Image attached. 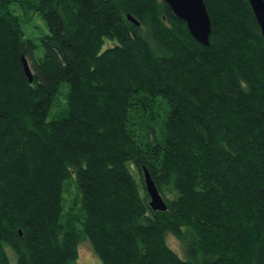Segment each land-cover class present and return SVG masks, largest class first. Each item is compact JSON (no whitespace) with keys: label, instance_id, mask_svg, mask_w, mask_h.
I'll return each mask as SVG.
<instances>
[{"label":"trees","instance_id":"1","mask_svg":"<svg viewBox=\"0 0 264 264\" xmlns=\"http://www.w3.org/2000/svg\"><path fill=\"white\" fill-rule=\"evenodd\" d=\"M204 3L207 44L166 0H0V264H264V36Z\"/></svg>","mask_w":264,"mask_h":264},{"label":"water","instance_id":"2","mask_svg":"<svg viewBox=\"0 0 264 264\" xmlns=\"http://www.w3.org/2000/svg\"><path fill=\"white\" fill-rule=\"evenodd\" d=\"M252 11L255 14V18L259 23L261 33L264 36V0H249ZM171 5L172 9L177 15L185 19L186 25H188L190 33L207 44L209 42V32L211 30V19L208 13L207 5L204 0H166ZM127 17L138 23L134 17L127 14ZM23 70L31 81V73L27 61L22 57ZM142 180L146 194L148 195V205L152 210H164L166 208L165 203L157 190L154 182L152 181L149 172L145 167L142 168Z\"/></svg>","mask_w":264,"mask_h":264},{"label":"rangeland","instance_id":"3","mask_svg":"<svg viewBox=\"0 0 264 264\" xmlns=\"http://www.w3.org/2000/svg\"><path fill=\"white\" fill-rule=\"evenodd\" d=\"M11 9L14 12H21V9L19 7V5L16 2H12L10 4ZM37 22L39 24H41V28L44 29L45 25L43 23V20L38 16L37 17H31L29 18L27 21L23 22V30H24V35L26 36H32L34 34H37L40 30V27H36L34 26V23ZM53 113V112H52ZM54 114V113H53ZM51 115V114H50ZM51 117V116H50ZM70 194H71V190H69L68 192H66L65 194V198H64V204L67 206V202L69 201L70 198ZM167 243L169 244V246L171 248H173L174 250L178 251V242L177 240L170 234L167 235ZM77 253H78V264H82L85 262L88 263H99L100 261L96 258L95 254L93 253L92 249L90 248L89 244L87 243V241L84 240H80L77 246Z\"/></svg>","mask_w":264,"mask_h":264}]
</instances>
